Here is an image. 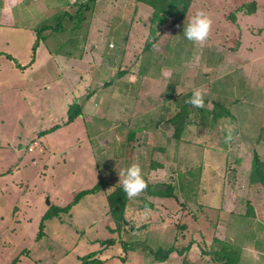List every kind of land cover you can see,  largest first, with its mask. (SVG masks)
Here are the masks:
<instances>
[{"label": "rangeland", "instance_id": "obj_1", "mask_svg": "<svg viewBox=\"0 0 264 264\" xmlns=\"http://www.w3.org/2000/svg\"><path fill=\"white\" fill-rule=\"evenodd\" d=\"M251 1L253 12L237 9ZM83 2L60 16L20 11L12 25L0 0V264H80L83 254L107 247L106 239L115 244L99 257H134L127 264H158L141 244L123 249L129 240L177 251L190 243L161 264H221L213 254L221 241L240 247V262L264 264V188L249 179L254 155L264 161V0H190L184 19L173 24L170 18L158 29L150 25L153 9L142 11L135 0L117 1L112 9L103 4L91 30L97 40L88 53L94 59L91 87L78 91L73 86L85 75L60 67L62 57L54 54L79 52ZM200 11L211 20L209 34L203 42L190 41L184 26ZM142 27L154 36L143 40ZM146 41L154 53L149 60L142 50ZM108 61L113 73L121 65L126 73L107 76ZM170 82L173 98L184 102L199 88L204 108L218 102L231 118L203 124L191 110L193 120L176 139L169 118L179 110L178 100L164 98ZM73 92L70 111L80 115L61 121L62 100ZM79 108L87 110L85 117ZM32 138L38 145L28 150ZM133 163L140 164L146 185L171 184L175 196L143 189L129 199L127 224L118 232L106 196L121 185L120 170ZM99 180L100 187L44 221L37 235L50 206L46 198L66 205Z\"/></svg>", "mask_w": 264, "mask_h": 264}, {"label": "trees", "instance_id": "obj_2", "mask_svg": "<svg viewBox=\"0 0 264 264\" xmlns=\"http://www.w3.org/2000/svg\"><path fill=\"white\" fill-rule=\"evenodd\" d=\"M139 2H143L144 4H147L150 6L153 11H152V18L150 25H156L157 29L161 26V24H166L168 19L172 18L171 23L175 24L178 21H181L182 19L185 18V13L188 7V4L190 0H136ZM238 10H243L244 12H253L256 9V4L254 1L248 2V3H243L241 4L238 8ZM188 20V19H187ZM165 22V23H164ZM171 25V24H170ZM36 34V40L34 43V46L36 47L38 44V39L39 34L35 32ZM151 36H154L151 34ZM150 36V38H151ZM149 38V39H150ZM150 41H146V45L143 46V53L145 52L146 57H148V60L150 59L149 56L154 57V53L151 51L150 47ZM171 45L168 44V48H170ZM33 48V47H32ZM145 60L142 62V67L144 65ZM172 66V65H171ZM144 68V67H143ZM123 69H117L115 74L116 76H122L123 74L126 73V71H121ZM143 71V69H142ZM143 73V72H142ZM108 82H111V80H108ZM168 87L166 89L164 98L165 100H173L177 101L178 99L173 98V90H174V84L169 83L167 84ZM130 86L137 87V83H134V85L131 83ZM188 97V95H187ZM180 100V99H179ZM177 101L176 104L179 108L177 112L174 113L169 118V121L174 124V136L176 139L179 138V132L184 128L185 123L188 124L190 120H193V118H189V112L197 110L200 113V119L203 124L207 122L209 119L210 121H214V119H217L220 116H226L231 118V114L227 108L224 106L220 105L218 102H214L213 109L207 110L204 107H193V105L187 103V99L183 102ZM70 108L68 109V120H72L75 116L78 115L79 111L77 114L73 113L70 111ZM72 110V109H71ZM80 110V108H79ZM80 114V113H79ZM264 131V128L262 129ZM134 132L129 133L127 136V140L130 141L133 138ZM153 166H156L157 163L153 162ZM249 179L251 182H256L259 183L263 188H264V161L259 159L257 155H254L252 162H251V169H250V175ZM182 181V180H181ZM101 180H99L93 187L88 188V189H83L76 193L74 197L72 198L71 202L66 204L65 206H57V205H50L48 209L44 212L42 215L40 222H39V230L38 234L40 235L42 232L43 228V223L44 220L51 219L53 216H57L59 212H65L70 209L72 205L77 203L80 198L88 193L93 192L96 190L98 187H100ZM181 187H185L184 181L181 182ZM174 186L168 183H163L161 185H156V184H147V186L144 188L146 194L148 195H153V196H158V197H170V196H175L174 193ZM129 197L127 194L124 192L122 185H117L115 186L111 192H109L106 196L107 204H108V212L112 218V220L115 223V228L116 231L118 232H123V227L127 224L126 219H125V209L126 206L129 202ZM149 204L148 202L145 201V204ZM249 208V212H252V208ZM250 235L248 236V238ZM255 243L258 244V240L255 237ZM114 241L113 239H106L105 241H102V243H105L107 245L112 244ZM221 249L220 251H213V254H215V257L221 261V264H244L243 262H240V254L238 255V251L240 247H234L233 245L221 241ZM142 246L143 250H147L152 257L157 260V261H164L169 257V254L173 251H176L179 254H182L184 250H188L190 248V243L183 247L182 249H179L178 251L174 246H168L164 247L161 244H156L154 248H152L146 241L141 242V241H134V240H129V242H126L123 244V249L127 248H134L137 245ZM255 244V245H256ZM240 252V251H239ZM96 251L89 252L88 254H85L81 257V263L80 264H101L102 261L100 259H97L95 257ZM240 259V260H239Z\"/></svg>", "mask_w": 264, "mask_h": 264}, {"label": "crops", "instance_id": "obj_3", "mask_svg": "<svg viewBox=\"0 0 264 264\" xmlns=\"http://www.w3.org/2000/svg\"><path fill=\"white\" fill-rule=\"evenodd\" d=\"M22 1L23 0H2L3 6L1 8V10L3 12V15L7 11V12L10 13V15H12V18H13V20L11 22H6L7 24L15 25V23H16L15 22L16 14H19L20 11L22 13H28L31 10V12H33L32 14L38 13V14H41V15H45L46 17H50V16H55V15L60 16L62 13L69 14V12L71 10L74 11L77 8V6L75 5L77 0H25V4L23 6H21L19 9H16L18 7V5L21 4ZM84 1L85 2H83V3L86 4L85 7H83V8L86 9V17H85V21L84 22H85L86 25H85L83 34H81L80 38H79V40H80L79 43H78V46L80 45L79 46V48H80L79 52H77V54L75 56H72L69 52H65L64 54H62V53L61 54H54L51 51V53H53L54 55L62 57L61 58L62 59V61H61L62 65L60 67H64V68L66 67L67 70L71 71L75 75L76 74H80V75L84 74L85 75V78H84L85 81L84 82H80L82 84H80L78 82V83H75V85L73 86V88L74 87L77 88L78 91H79V88L81 87V85H83L85 87L86 91H88L89 87H91L89 85L87 76H89L88 71L90 69H92V64L94 63V59L88 53H92L93 47H95L94 42L97 41V40H95L94 38L91 37V30L93 28L95 29L96 26H97V23L95 22V18L97 16V14L101 10V7H102L103 4L104 5L106 4L107 6L110 5L111 9H112V8L116 7L115 3L117 1L123 2L124 0H92L91 1L92 3L90 5L87 3V0H84ZM135 3L138 4V7L142 8V11L145 9V6H147L146 9L147 8L152 9L150 6L144 4L143 2H139V1L135 0ZM27 15H30V14H27ZM31 17H32V15L29 16V19ZM92 20H94V21H92ZM29 23H31V22H29ZM4 24H5V22H4ZM31 24H29V25H31ZM162 25H164V24H161V26ZM143 28H145V27L141 28V35L143 37V40H147L151 36V29L148 30L149 32H148V35H147V33H145ZM127 30H128V28H127ZM39 39H38V41H39ZM91 44H93V45H91ZM37 45H39V44H37ZM104 49H106V45L104 46ZM122 59H123V53H122ZM63 63L64 64L66 63V64L64 65ZM111 63L112 62H110V61H108L107 64L105 63V65L107 66L106 70L108 72L107 76H109V77L113 76L115 74V72H116L115 71L113 73V67H111ZM110 68L112 69L111 73H110V71H111ZM122 68H123V66L121 65L120 69H122ZM104 86L106 87V84ZM101 91H103V90H101ZM92 93H95V90H93ZM99 93H101V92L99 91ZM74 97H75V94L73 92V94L69 95V97H67L65 100H62L61 106H62V109H64V111L66 110V112H65V115L63 117L61 116V118H62L61 121L62 120L63 121L64 120L68 121V113H67V111H68L69 106H70V101L73 100ZM95 102H96V100H93V103H95ZM91 106L92 105L86 107V109H89ZM86 109H84V108L80 109V111H82L83 114H84V115H82L83 117H85V114H86V111H87ZM76 117L77 116H75L73 118V120ZM93 117L96 120L99 119V115H97V113H95L93 115ZM68 122H70V121H68ZM86 123H88L90 125L89 121L88 122L86 121ZM32 139L33 140L30 141V144H32V145L29 144L30 146L28 147V150H32V148L34 146L38 145L37 140H35L34 138H32ZM40 150H42V148H40ZM50 205H51V202H50ZM64 205L65 204H62V205H58L57 204V206H64ZM46 209H47V207H46ZM44 212L42 213V215L44 214ZM42 215H41V217H42ZM53 217H55V216H53ZM44 221H46V220H44ZM113 243L115 244V242H113ZM113 243L108 245L107 247H105L102 250L101 249H94L96 251L97 257L102 261L101 264H127L128 262L132 261V259H134V257L125 258L124 262H122V260H120V255L119 256L118 255H114V256H110V257L109 256H103L102 258H100L99 255H101V253L104 252V250L105 251L108 250L107 249L108 247L114 245ZM164 261H157V262H158V264H161Z\"/></svg>", "mask_w": 264, "mask_h": 264}, {"label": "clouds", "instance_id": "obj_4", "mask_svg": "<svg viewBox=\"0 0 264 264\" xmlns=\"http://www.w3.org/2000/svg\"><path fill=\"white\" fill-rule=\"evenodd\" d=\"M211 25L210 18L202 11L192 16L187 25L184 26L183 35L186 39L194 42H203L208 34ZM165 78L170 77V71H164ZM194 107H203V92L199 88H195L191 97L186 101ZM120 183L124 192L129 198L137 196L147 185L141 174V166L139 163H133L127 168H123L119 172Z\"/></svg>", "mask_w": 264, "mask_h": 264}, {"label": "water", "instance_id": "obj_5", "mask_svg": "<svg viewBox=\"0 0 264 264\" xmlns=\"http://www.w3.org/2000/svg\"><path fill=\"white\" fill-rule=\"evenodd\" d=\"M45 202H46V204H49L50 203L49 200H48V198H46Z\"/></svg>", "mask_w": 264, "mask_h": 264}]
</instances>
